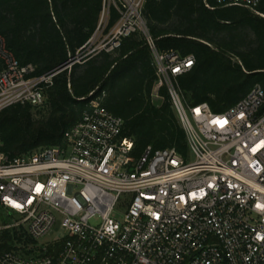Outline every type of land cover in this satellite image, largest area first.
Listing matches in <instances>:
<instances>
[{"label": "built area", "instance_id": "2783aa9c", "mask_svg": "<svg viewBox=\"0 0 264 264\" xmlns=\"http://www.w3.org/2000/svg\"><path fill=\"white\" fill-rule=\"evenodd\" d=\"M213 1L264 18L257 12L263 0ZM143 3H114L116 25L104 34L100 24L65 68L140 35L156 70L152 97L167 90L188 154L148 146L134 157L133 139L101 106V92L62 145L13 157L0 152V234L24 233L0 264H264V90L255 85L222 113L187 104L177 78L195 58L156 49ZM32 71L0 37V110L44 105L58 72L31 78Z\"/></svg>", "mask_w": 264, "mask_h": 264}, {"label": "trees", "instance_id": "16d2710c", "mask_svg": "<svg viewBox=\"0 0 264 264\" xmlns=\"http://www.w3.org/2000/svg\"><path fill=\"white\" fill-rule=\"evenodd\" d=\"M212 7L213 9L208 8ZM105 0H0V37L31 78L58 72L45 90L48 114L34 119V108L14 104L0 110V152L9 157L64 143L63 133L91 110L104 92L101 106L123 120V135L133 139V156L144 149H175L188 154L186 134L167 90L152 91L157 81L151 51L138 34L123 38L112 53L100 52L65 68L100 24L107 34L119 20ZM264 15V0L257 7ZM142 14L159 52L192 55V69L177 83L187 103H206L222 113L255 85L264 90V18L240 7H217L213 0H144ZM94 97L86 100L90 93ZM42 106V107H43ZM22 235L0 234V255L22 242ZM26 244L33 241L26 237Z\"/></svg>", "mask_w": 264, "mask_h": 264}, {"label": "rangeland", "instance_id": "374dc122", "mask_svg": "<svg viewBox=\"0 0 264 264\" xmlns=\"http://www.w3.org/2000/svg\"><path fill=\"white\" fill-rule=\"evenodd\" d=\"M118 0H105V11L103 12V15L101 16V21L104 23L105 22V19H106V13H107V8L110 6V5H113L114 3H117ZM102 35H98L96 38H101ZM94 39V41L96 42L97 39ZM189 105H192L190 103H187ZM48 114V109L46 106H43L41 108H38V109H34L33 112H32V115H33V118L34 119H44ZM1 216V215H0ZM114 217L115 218H120L121 217V214L119 211H117L116 214H114ZM1 220V219H0ZM5 222H8V220H5Z\"/></svg>", "mask_w": 264, "mask_h": 264}]
</instances>
